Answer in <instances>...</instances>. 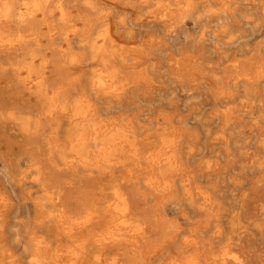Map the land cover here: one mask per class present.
Here are the masks:
<instances>
[{
	"label": "bare ground",
	"instance_id": "obj_1",
	"mask_svg": "<svg viewBox=\"0 0 264 264\" xmlns=\"http://www.w3.org/2000/svg\"><path fill=\"white\" fill-rule=\"evenodd\" d=\"M259 38L264 0H0V264H246L238 250L258 228L238 212L243 176L195 162L194 126L217 158L247 155L236 137H251L262 169L264 108L219 98L189 126L157 95L168 83L207 106L231 76L264 105ZM204 177L228 180L231 212L212 211L217 183Z\"/></svg>",
	"mask_w": 264,
	"mask_h": 264
},
{
	"label": "rangeland",
	"instance_id": "obj_2",
	"mask_svg": "<svg viewBox=\"0 0 264 264\" xmlns=\"http://www.w3.org/2000/svg\"><path fill=\"white\" fill-rule=\"evenodd\" d=\"M88 1L92 2L93 0H88ZM153 10L155 12L162 11L159 9H153ZM140 11L141 9L138 7L134 9V13H138ZM83 13L88 14L90 18H94L95 12L92 10H86V12H83ZM73 14H76V13H73ZM117 17L125 18L126 26H132L131 25L132 18L129 16L128 13H125V12L119 13ZM71 26L72 27H70V29L74 31L75 32L74 35L77 36L78 35L77 32L85 28V23L76 21L73 24H71ZM140 26H132L135 35H140V31H139L141 30ZM187 28L191 29L192 27L190 24H188ZM144 31H145L144 35L137 37L136 43H140V41H142L144 37L151 36V34L156 33L155 29H151V27L148 28V30L144 29ZM195 31L193 32L190 31V33L193 35V38L198 37L199 30H195ZM244 35H249V32L245 30ZM258 42L264 43V38H259ZM72 43L79 44L80 42L77 39H75L72 41ZM197 48L198 47L193 44V46L190 48V52L191 53L196 52ZM226 65H229V64L227 63ZM216 77H217L216 79L220 78L218 75ZM231 80H232L231 76H228L224 78L222 82L221 81L218 82L217 91L219 94L215 96L214 98L215 101H213L212 99L213 97L209 98L210 102L207 106L202 103V96H203L202 92H194V93L188 92L183 95L179 94V92L178 94L177 92H175V94H172L173 93L172 88L168 83L165 84L166 89L164 90V93L158 94L157 96H161L163 99L169 100L173 102L174 104L176 103V105L180 108L179 113L182 114L183 116H187V119H189L191 123V124L189 123V126L194 124L195 121L200 120V118L202 116H205L206 113H209L210 111H212L213 107L217 105L216 103L219 100V98L220 100L223 98V99H229L230 101L228 105L220 106V108L223 107L224 109H233V110H242V109L244 110L245 109L246 110L249 108H256V109L264 108V105H261V104L250 105L249 103L250 99L253 97L247 91L244 92L241 86L238 85L235 88ZM258 85L260 89L264 88L262 87V85H264V81H259ZM155 99H156L155 104L153 105L155 106V109H156V106L161 102V100L160 98H155ZM240 99H243V100H240ZM181 100L183 101L182 104L179 102ZM165 106L166 107L168 106L166 105V102H165ZM147 109H149V106L145 105V107H143V110H147ZM237 123L241 125H246V124H249L250 121L249 120H238V116L235 114H232L229 120V124L233 125ZM194 129L201 136V140L198 143L199 153H198L197 158L195 159V162L209 160L210 162L214 163V166H215L214 171L218 170V168L216 167V164L220 168V167L225 166V163H228L227 168H228L229 175H232L234 173H239V172L242 174L245 197L238 201L239 202L238 212L241 214L243 218H246L249 221V223H251L252 225H255L258 228L257 229L258 233H255L243 239V241L241 242L242 249L240 248L238 250V255L240 254L239 255L240 258L242 257L241 259L245 261L246 264H264V188H262L264 187V180L261 181V179L264 178V168L262 169L256 168L257 161L262 157V153L259 151V149L254 148L255 146L253 145L251 141L252 140L251 137L246 139L242 136H239V137H236V140L239 142L235 145L234 148L236 150H239L241 147L244 146V144H246L247 145V155L240 156L238 151H234L232 158H227L225 157V155H224V158H222L221 154H224L223 148L220 146H213L211 145L210 141L205 140L202 127L194 126ZM218 153H221V154H220V157L217 158ZM201 181L204 182L205 184L208 183L210 185L212 184L214 185L217 183V181L214 178L208 181V178L204 177L203 180ZM216 188H217L216 189L217 199L220 201L221 207H215L212 209V211L214 213L218 211L231 212L234 209L233 208L234 202H237V201L235 200V198L233 199L231 196L232 187L229 185L228 180H226L224 184L217 183ZM173 227L174 225L171 228L173 229ZM252 228H255V227L252 226ZM162 237H163V234L162 235L158 234V238H162ZM245 256L247 257L245 258ZM25 261L27 260L24 259V262Z\"/></svg>",
	"mask_w": 264,
	"mask_h": 264
}]
</instances>
